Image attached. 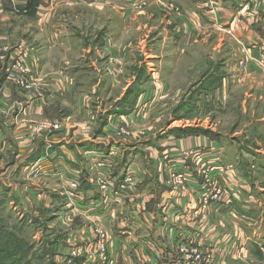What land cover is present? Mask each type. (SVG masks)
<instances>
[{
    "label": "crops",
    "instance_id": "0c3cea01",
    "mask_svg": "<svg viewBox=\"0 0 264 264\" xmlns=\"http://www.w3.org/2000/svg\"><path fill=\"white\" fill-rule=\"evenodd\" d=\"M133 1L103 0L98 3L85 0L91 7L102 4L115 10H127ZM260 2L261 10L264 0ZM180 4L184 16L179 19L185 28L183 34L178 29L173 30L178 36V48L182 43L190 46L194 36L188 29L189 26L192 28L191 24L199 22L213 30L216 28L212 16L201 8L198 0H182ZM50 7L52 9L53 4L46 10L50 11ZM239 10V7L235 9L232 4L225 3L217 12L219 21L234 24L235 42L239 46L236 66L241 69L244 49L251 59L247 61V70L264 74L257 64L264 57V52L257 47L264 41V17L259 18L257 12V18L249 20ZM189 14L192 18L186 21V17H191ZM245 40L250 41V46L242 43ZM46 56L44 52L31 53L26 61L31 78L36 81L31 92L22 91L7 73L0 76V211L13 214L22 210L29 214L24 218L26 224L31 222L33 227L39 226L44 217L46 223L54 219L62 223V231L57 234L61 241L54 251V244L45 249V255L40 251L39 259L48 264H104L105 258L116 264H168L172 260L181 263L176 247L181 240L191 239L201 250L216 252L214 264H264V184L257 179L264 176V151L240 146L244 155L241 172L235 162L239 163L240 154L235 161H230L228 149L223 146L224 138L214 130L210 131L214 138L175 136L168 132L177 127L167 126L150 141H142L143 132L120 128L117 124L126 122L123 120L126 117L112 118L113 113H107L106 124L100 127L101 117L98 118L92 109L98 103L96 91L99 86H92L90 94H82L79 98L82 105L84 97L88 102L82 110L88 127L85 132H80L79 124L71 120L72 116L58 118L57 110L67 105L64 98L72 97L75 87L86 86H65L63 73L54 72L58 65H52ZM4 57L0 55L2 69L10 62L9 56ZM171 62L175 72L177 63ZM206 122L204 120L203 124ZM53 123L58 124L57 129L51 128ZM84 143L93 148H82ZM231 148L235 149L234 146ZM111 149L115 152L111 157V174L120 178L127 169L133 174L134 201L114 198L112 206L103 208L94 162L101 153L108 156ZM196 151L206 154V160L214 168L225 170L221 175L214 171L225 194L219 203L209 205L207 209H202L199 198L202 179L196 166L190 159L183 160L185 153ZM181 169L183 174L190 176L183 190L171 182V174ZM76 174L85 196L84 208L90 209L88 216L61 203L65 200L66 180L70 181ZM164 204L166 207L162 208ZM62 205L68 216L61 221L65 212L64 207L59 209ZM96 229L108 235L104 254L96 248ZM236 254L242 255L243 259Z\"/></svg>",
    "mask_w": 264,
    "mask_h": 264
},
{
    "label": "rangeland",
    "instance_id": "374dc122",
    "mask_svg": "<svg viewBox=\"0 0 264 264\" xmlns=\"http://www.w3.org/2000/svg\"><path fill=\"white\" fill-rule=\"evenodd\" d=\"M180 1L148 0L137 6L131 4L127 10H115L102 4L91 7L85 0H46L47 6L43 3L31 17L12 9V5L17 7L22 0H0V47L44 52L48 62L58 65L54 72L63 73L65 86H86L75 87L72 97L64 98L67 105L57 110L58 118L72 116L80 132H85L82 127H88L82 115L88 102L84 97L82 105L79 98L90 94L92 86H99L98 103L92 109L101 120L108 112L114 114L126 97L129 112L111 116L126 117L123 119L126 122L117 124L120 128L143 132L142 141H150L167 126L214 130L224 138L223 146L228 149L230 161L240 154L241 164L235 162L241 170L244 155L240 146L264 151V74L247 70V61L251 59L244 49L243 55L240 52L241 69L236 66L239 46L235 42L234 24L222 23L217 14L211 17L215 30L199 22L191 24L188 29L194 36L190 46L182 43L178 48V36L173 30L182 33L185 28L179 19L184 16ZM262 6L260 0L252 1L250 13L254 20L257 12L259 18L264 17ZM189 15L186 21L192 18ZM249 42L242 41L247 46ZM171 61L177 63L175 72ZM6 68L0 67V76L7 73ZM204 120L207 122L203 124ZM257 179L264 184L263 175ZM64 197L61 203L71 207L65 190ZM216 200L219 203L221 196ZM216 200L210 204L214 205ZM63 205L59 206L65 209L61 221L68 216ZM27 216L22 210L13 214L0 211V231L9 236L4 247L19 240L24 248H32L15 264H48L36 256L42 247L45 250L49 245L54 244V251L61 241L57 234L62 231V223L55 219L46 223L44 217L39 226L33 227L31 222L26 224ZM48 225L51 229H47ZM236 256L243 259L242 255ZM6 261L0 255V264Z\"/></svg>",
    "mask_w": 264,
    "mask_h": 264
},
{
    "label": "built area",
    "instance_id": "2783aa9c",
    "mask_svg": "<svg viewBox=\"0 0 264 264\" xmlns=\"http://www.w3.org/2000/svg\"><path fill=\"white\" fill-rule=\"evenodd\" d=\"M94 1L103 3V0ZM147 1L148 0H137V2H134L133 4L137 6ZM252 1L253 0H198L201 8L205 9V11L211 16L217 14L219 8L223 7L225 3H230L238 5V7L240 8L239 11L243 13L244 16L249 18V20H254L253 16H251L253 13H250V11H252L250 10ZM259 48L264 52V41H261ZM30 54L31 51L23 47L13 50H7L6 48L0 47V55L3 57L9 56L10 62L6 66L9 78L13 80L17 87L25 92H31L36 87V81L31 78L26 64V61L30 57ZM257 64L264 70V57H262L260 62H257ZM51 128L57 129L58 124H51ZM86 129L87 128L82 127V131H86ZM114 155L115 152L113 151V149H111V151L108 153V156L105 157V155H102L101 153L97 156L94 162V167L97 170L96 184L98 186L101 197L100 206L103 208H109L110 206H112L114 198H118L120 201H123L126 198L130 202L134 201L133 196L135 182L133 174L127 169L123 174L124 177L122 180L113 177L111 174V168L113 166L111 157H113ZM205 156L206 154L201 151L189 152L183 155V160H192V162L196 166V172L202 179L200 193L201 197H199L202 201V209H207V207L211 205L210 202L218 199V197L220 196L222 197L225 194L223 188L218 184L216 176L214 175V171H216L218 175L225 174L224 168H214L213 166H211V164H209V161L206 160ZM182 170L183 169L179 170L180 172L171 174V182L174 187L183 190L190 176L187 174H183ZM59 178L62 179V176H59ZM64 190L66 196L72 202V208L80 214L88 216L90 209L88 207L84 208L86 206L85 196L83 191L81 190L80 177L77 174L70 181L66 180V183L64 184ZM216 202H218V200H216L215 203ZM165 207L166 204H164V207L162 206V208ZM122 222L124 224V220H122ZM95 233L96 248L101 254H104L107 252V245L109 242L108 235L100 229H96ZM176 252L177 255L181 257L182 262L179 263L177 260H172L168 264H214L215 262L214 255L216 254V252H213V250L210 249L201 250L200 247L195 245L194 241H192L191 239L181 240L176 247ZM104 264H116V262H114V260L105 258Z\"/></svg>",
    "mask_w": 264,
    "mask_h": 264
},
{
    "label": "trees",
    "instance_id": "16d2710c",
    "mask_svg": "<svg viewBox=\"0 0 264 264\" xmlns=\"http://www.w3.org/2000/svg\"><path fill=\"white\" fill-rule=\"evenodd\" d=\"M44 3V5H47L44 0H22V2L17 6H13L12 5V9L16 8L18 11L23 12L24 14H27L28 16L34 17L36 15L37 9H39L40 6H42ZM132 102V101H130ZM132 104V103H130ZM126 105H129L126 97L120 102V104L117 106V110L115 113L118 114H122V113H126L129 112V109L127 108ZM124 107V108H121ZM126 108V109H125ZM108 114L110 115L111 112H108ZM107 114V115H108ZM106 124V118H104L101 123H100V127L104 126ZM169 134L175 135V136H180V135H207L210 137L214 138V134L208 130L202 129V128H173L172 130H169L168 132ZM83 145V146H82ZM82 148H86L89 146V144H82ZM91 148H93L91 145L89 146ZM88 150H94V149H88ZM123 175L119 178L120 180L123 179ZM85 185V183H84ZM83 187L85 188L86 186ZM88 187V186H87ZM86 189V188H85ZM3 230V229H2ZM9 239V236H7L6 231L1 232L0 231V255L2 256V259H7L6 262H3L4 264H15L17 261H22L25 254H27L28 252H30V249L32 248L31 246L24 248V245L19 244V240H16V244L11 246V247H4L7 244H5V241L7 242ZM54 241V240H53ZM1 242H3V244L1 245ZM47 252L42 249V254L45 255ZM40 257V256H37Z\"/></svg>",
    "mask_w": 264,
    "mask_h": 264
}]
</instances>
